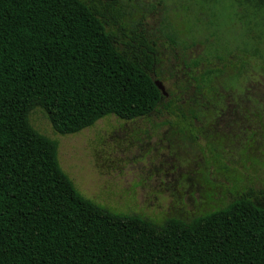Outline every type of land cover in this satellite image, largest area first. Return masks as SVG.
Returning a JSON list of instances; mask_svg holds the SVG:
<instances>
[{
	"label": "trees",
	"instance_id": "16d2710c",
	"mask_svg": "<svg viewBox=\"0 0 264 264\" xmlns=\"http://www.w3.org/2000/svg\"><path fill=\"white\" fill-rule=\"evenodd\" d=\"M228 1L264 21V0ZM117 3L0 0V264H264L252 193L187 222L110 213L74 189L55 142L29 124L39 108L55 133L74 134L106 115L148 116L167 95L153 84L156 44L139 21L124 32Z\"/></svg>",
	"mask_w": 264,
	"mask_h": 264
},
{
	"label": "rangeland",
	"instance_id": "374dc122",
	"mask_svg": "<svg viewBox=\"0 0 264 264\" xmlns=\"http://www.w3.org/2000/svg\"><path fill=\"white\" fill-rule=\"evenodd\" d=\"M115 7L125 33L127 22L139 21L156 44L153 79L167 95L148 116L106 115L68 135L55 133L41 109L29 112L31 127L55 142L74 189L110 213L155 225L187 222L246 192L264 204V21L228 0H118Z\"/></svg>",
	"mask_w": 264,
	"mask_h": 264
},
{
	"label": "water",
	"instance_id": "95a60500",
	"mask_svg": "<svg viewBox=\"0 0 264 264\" xmlns=\"http://www.w3.org/2000/svg\"><path fill=\"white\" fill-rule=\"evenodd\" d=\"M153 84H154V86L157 88V90H158L163 96L166 95V93H165V91H164V88H163V85L161 84L160 81H158V80H153Z\"/></svg>",
	"mask_w": 264,
	"mask_h": 264
}]
</instances>
